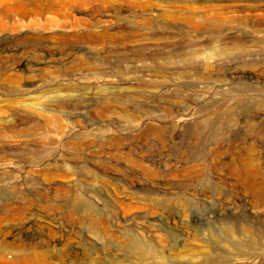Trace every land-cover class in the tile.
<instances>
[{
	"label": "rangeland",
	"instance_id": "rangeland-1",
	"mask_svg": "<svg viewBox=\"0 0 264 264\" xmlns=\"http://www.w3.org/2000/svg\"><path fill=\"white\" fill-rule=\"evenodd\" d=\"M0 11V244L32 264H264V0Z\"/></svg>",
	"mask_w": 264,
	"mask_h": 264
},
{
	"label": "bare ground",
	"instance_id": "bare-ground-1",
	"mask_svg": "<svg viewBox=\"0 0 264 264\" xmlns=\"http://www.w3.org/2000/svg\"><path fill=\"white\" fill-rule=\"evenodd\" d=\"M1 12V11H0ZM3 12V11H2ZM5 12V11H4ZM10 14V13H9ZM104 34L100 35L99 37L103 36ZM220 42L222 43L221 46H218L220 48H216L215 52L218 55H223V54H228L231 50H234V49H244L245 48V45H246V41L245 40H238L237 42H234L232 43V46L229 47V42H226L225 40H220ZM225 42V43H223ZM2 132H5L6 130H4L3 128L1 129ZM244 135V134H243ZM242 135V136H243ZM228 145V144H227ZM245 146V145H244ZM249 146V145H248ZM237 148V147H236ZM6 154H8V152L5 150V149H2L0 150V160H6L7 159V156ZM145 156V155H144ZM51 163V161H50ZM50 165V164H49ZM232 165V164H231ZM247 169V170H246ZM246 173H253L254 172V169H252V167L249 165L247 168H246ZM198 172V171H197ZM67 176V175H65ZM244 176V175H243ZM64 178V177H63ZM258 177L254 175V178L251 177L250 178V184H248L251 188L257 190V188L259 187V181H257ZM199 184V183H198ZM196 187V186H195ZM208 189H206V188ZM203 187L202 189H200L199 191L204 193H209L211 190V188L209 186H205ZM193 189V188H192ZM209 191V192H208ZM195 193V192H194ZM51 195V194H50ZM200 195V194H199ZM192 196V195H191ZM205 196V195H204ZM210 196V195H209ZM211 197V196H210ZM263 204V203H262ZM85 206H87V203L86 204H83ZM12 204H10L8 207L10 208H7V209H12L13 207H11ZM14 210H17L15 208H13ZM5 218V214L3 215H0V222L2 220H4ZM247 232L250 233V234H253V236L255 235L256 238H260L262 239V237H264V234H262L260 236L261 233H259L258 231H255L253 229H247ZM4 233V231H3ZM5 234V233H4ZM205 235H206V232H205ZM230 237V236H229ZM231 238V237H230ZM249 242V240H246L244 242ZM231 242V245H235L237 247H241L242 245V242L243 241H240V240H234V241H229ZM251 242V240H250ZM257 242V241H256ZM29 246V245H28ZM32 246V245H31ZM20 247V245H19ZM17 247L15 244L13 243H10V242H7V241H4L0 244V264H14V263H18V264H32L33 261L31 258H28L26 255H21V252H20V248ZM25 247V246H24ZM27 247V246H26ZM33 247V246H32ZM28 248V247H27ZM26 248V249H27ZM25 249V250H26ZM29 249V248H28ZM39 249V248H38ZM130 252L134 255H138L140 257H142L143 259L144 258H147V257H150V256H153V250L150 248V247H144L142 244L140 243H135L131 248H130ZM55 250V249H54ZM23 252V251H22ZM64 254V253H63ZM90 254V253H89ZM11 255V256H10ZM45 256V255H44ZM80 258V257H79ZM85 259V258H84ZM10 260H13L12 262ZM48 260V259H47ZM62 260V259H61ZM66 260V259H65ZM41 261V260H40ZM39 261V262H40ZM94 261V260H93ZM57 264V263H56Z\"/></svg>",
	"mask_w": 264,
	"mask_h": 264
}]
</instances>
